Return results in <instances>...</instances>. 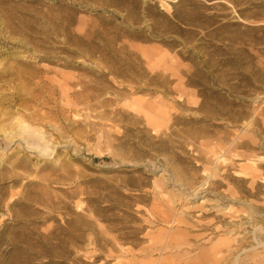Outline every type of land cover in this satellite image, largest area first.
I'll return each mask as SVG.
<instances>
[{"label":"rangeland","instance_id":"rangeland-1","mask_svg":"<svg viewBox=\"0 0 264 264\" xmlns=\"http://www.w3.org/2000/svg\"><path fill=\"white\" fill-rule=\"evenodd\" d=\"M0 264H264V0H0Z\"/></svg>","mask_w":264,"mask_h":264},{"label":"bare ground","instance_id":"bare-ground-1","mask_svg":"<svg viewBox=\"0 0 264 264\" xmlns=\"http://www.w3.org/2000/svg\"><path fill=\"white\" fill-rule=\"evenodd\" d=\"M52 157H49V159H51Z\"/></svg>","mask_w":264,"mask_h":264}]
</instances>
